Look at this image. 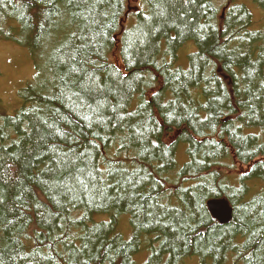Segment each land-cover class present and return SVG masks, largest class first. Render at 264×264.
<instances>
[{"label": "trees", "instance_id": "obj_1", "mask_svg": "<svg viewBox=\"0 0 264 264\" xmlns=\"http://www.w3.org/2000/svg\"><path fill=\"white\" fill-rule=\"evenodd\" d=\"M219 1L0 0L36 70L0 110V264H264V29Z\"/></svg>", "mask_w": 264, "mask_h": 264}, {"label": "rangeland", "instance_id": "obj_2", "mask_svg": "<svg viewBox=\"0 0 264 264\" xmlns=\"http://www.w3.org/2000/svg\"><path fill=\"white\" fill-rule=\"evenodd\" d=\"M243 1L246 2L247 4H251V3L258 4V10L253 9V13L255 15L254 21L256 22L254 24V29L255 30L264 29V0H243ZM240 3H241L240 0H225V1L220 0L218 2L219 6H221L222 8L225 5L227 6L226 16H229L232 13L233 5H239ZM131 5L134 6L133 10H131L133 12L132 14H135L138 11V7L135 6L136 3ZM130 22L131 20L124 21V26H126ZM10 26L12 29L16 28V26L12 21H10ZM58 35L62 40V43H65L66 42L65 34L60 33ZM22 48H23L22 46H20L15 42L7 41L5 39L0 38V97H3V99L0 100V110L6 109L7 99H12V100L15 99L16 102L21 104L22 100L19 95L20 89H22L27 82L32 81L36 77V74H34L36 73V70L32 57L30 56L27 50ZM195 50L196 49H194L192 45H188L184 47L180 51V61H182L183 58H185ZM112 54L113 55H111L110 57L113 59V61L117 62L118 58L116 57L114 58L115 53ZM7 114H13V112L8 111ZM220 143H224L222 139ZM178 155H187L186 145H182L180 147V153ZM179 158L180 161L184 160L183 156H179ZM241 170L242 169H240L239 172H241ZM123 226H124V230H127L125 224ZM227 258L230 260L232 258V255H229ZM199 262L200 259L195 257L187 260L185 264H200Z\"/></svg>", "mask_w": 264, "mask_h": 264}, {"label": "water", "instance_id": "obj_3", "mask_svg": "<svg viewBox=\"0 0 264 264\" xmlns=\"http://www.w3.org/2000/svg\"><path fill=\"white\" fill-rule=\"evenodd\" d=\"M208 207L221 224L226 225L232 220L233 210L226 200L210 201Z\"/></svg>", "mask_w": 264, "mask_h": 264}]
</instances>
